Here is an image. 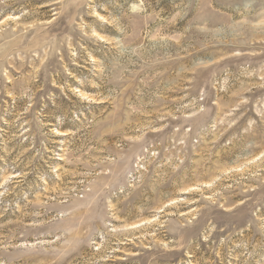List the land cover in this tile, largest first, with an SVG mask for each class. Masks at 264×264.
Segmentation results:
<instances>
[{
    "label": "rangeland",
    "instance_id": "rangeland-1",
    "mask_svg": "<svg viewBox=\"0 0 264 264\" xmlns=\"http://www.w3.org/2000/svg\"><path fill=\"white\" fill-rule=\"evenodd\" d=\"M0 264H264V0H0Z\"/></svg>",
    "mask_w": 264,
    "mask_h": 264
}]
</instances>
